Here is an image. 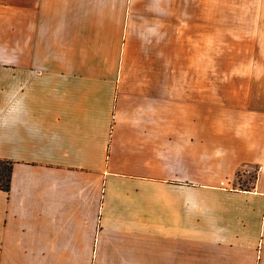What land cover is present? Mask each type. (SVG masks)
Here are the masks:
<instances>
[{
	"label": "crops",
	"instance_id": "1",
	"mask_svg": "<svg viewBox=\"0 0 264 264\" xmlns=\"http://www.w3.org/2000/svg\"><path fill=\"white\" fill-rule=\"evenodd\" d=\"M0 159V264H264V0H0Z\"/></svg>",
	"mask_w": 264,
	"mask_h": 264
},
{
	"label": "trees",
	"instance_id": "2",
	"mask_svg": "<svg viewBox=\"0 0 264 264\" xmlns=\"http://www.w3.org/2000/svg\"><path fill=\"white\" fill-rule=\"evenodd\" d=\"M7 163L8 166H0V189L9 190L11 174H12V163L6 160L0 159V164ZM3 166V165H2Z\"/></svg>",
	"mask_w": 264,
	"mask_h": 264
},
{
	"label": "rangeland",
	"instance_id": "3",
	"mask_svg": "<svg viewBox=\"0 0 264 264\" xmlns=\"http://www.w3.org/2000/svg\"><path fill=\"white\" fill-rule=\"evenodd\" d=\"M211 1H216V0H211ZM226 1H232V0H226ZM214 61L216 62V60H214ZM0 166L3 168V167L8 166V165H7V163H3V164H0Z\"/></svg>",
	"mask_w": 264,
	"mask_h": 264
}]
</instances>
